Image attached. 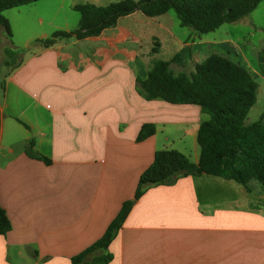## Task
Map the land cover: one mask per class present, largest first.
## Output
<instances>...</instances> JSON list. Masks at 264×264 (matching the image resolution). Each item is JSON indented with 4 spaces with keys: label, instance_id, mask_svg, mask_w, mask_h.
Returning a JSON list of instances; mask_svg holds the SVG:
<instances>
[{
    "label": "crops",
    "instance_id": "0c3cea01",
    "mask_svg": "<svg viewBox=\"0 0 264 264\" xmlns=\"http://www.w3.org/2000/svg\"><path fill=\"white\" fill-rule=\"evenodd\" d=\"M104 1L86 3H112ZM139 14L98 37L37 46L12 73L0 67V203L12 224L0 236V264H72L133 199L161 149L160 127L184 126L197 141L210 119L197 105L138 94L137 78H147L159 51L155 42L162 48L168 39L149 35L154 48L142 52L143 37L122 23ZM31 18L45 24L42 15ZM172 39L184 47L182 60L194 57L197 65L207 58L198 59L207 42L199 35ZM8 46L0 29V54ZM145 124H154L156 134L137 142ZM250 187L203 175L147 190L111 243L109 264H264V187Z\"/></svg>",
    "mask_w": 264,
    "mask_h": 264
},
{
    "label": "trees",
    "instance_id": "16d2710c",
    "mask_svg": "<svg viewBox=\"0 0 264 264\" xmlns=\"http://www.w3.org/2000/svg\"><path fill=\"white\" fill-rule=\"evenodd\" d=\"M39 1L42 0H0V28L8 38H12V30L4 13ZM262 2L264 0H119L107 6L78 4L73 7L81 17L78 29L55 31L51 37L37 39L33 45L50 48L72 37L78 40L98 37L105 30L116 27L121 18L137 11L150 18L173 11L181 27L202 36L249 16ZM4 54L5 67L11 73L22 65L16 62L17 50L5 47ZM181 55L179 52L171 60L155 62L146 79L137 78V92L147 101L160 99L170 104L197 105L210 116L198 130V163H193L178 150H157L152 164L138 180L133 199L123 203L99 240L72 257V264H109L113 260L109 251L111 243L135 203L151 188L174 185L183 177L203 175L235 181L249 192L253 182L264 185V117L250 125L245 123L257 102L258 83L249 70L220 54L208 56L191 74L176 73L172 64L178 63ZM258 57L264 74V48ZM155 134L156 126L145 124L137 142ZM28 154L46 165L52 164L49 158L30 150ZM11 230V221L0 203V236Z\"/></svg>",
    "mask_w": 264,
    "mask_h": 264
},
{
    "label": "rangeland",
    "instance_id": "374dc122",
    "mask_svg": "<svg viewBox=\"0 0 264 264\" xmlns=\"http://www.w3.org/2000/svg\"><path fill=\"white\" fill-rule=\"evenodd\" d=\"M87 1L88 0H42L34 4L6 11L4 15L10 21L12 30V38L8 39L13 44V47H8L18 51L19 57L16 62H21L23 59L28 58L30 53L37 50V46L33 45L37 39L49 38L55 31H63L61 28H66V24H69L72 28L78 29L81 17L71 5L85 4ZM114 1L117 0L104 1L105 3L103 4H109V2ZM39 15L45 17V24L42 27H38L37 23L35 24V21L31 18H36ZM122 23L132 29L138 36L143 37V45L139 48L142 52L154 48V41L148 40L149 35H155L160 40L168 38L167 41H162V48L159 47L158 42H155V46L159 51L151 55V64L157 61L171 60L179 52L183 54V45L178 41H172V35L176 36L182 43H184L187 38L191 41L192 38L196 39L198 36L192 29L181 27L173 11L154 18H148L139 14V16L124 20ZM0 29H2L3 34H6L3 28ZM200 37L203 41L207 42L204 48L205 51L198 56L199 60H203L211 54H220L241 64V66L249 70L254 77L259 85L257 102L250 110L245 123L250 125L259 121L264 117V74L258 57L259 52L264 48V2L260 3L249 16L235 23L224 24L215 32ZM28 42H30V45H27ZM9 44L10 43H7L6 45ZM128 46L129 49L132 47L130 44H128ZM0 57L3 59V63L2 61L0 62V67L8 69L5 67L4 63V49ZM128 61L132 68H137L136 70L139 76H143V73L140 72V68H138L139 62L137 59L131 58L128 59ZM195 67L196 61L194 57L191 60H182V55L178 63L172 64V69L176 73L182 71L191 74L194 72ZM160 128H163V132H159L161 149L178 150L188 156L193 163L196 161L200 155V148L195 136H190L185 133V128L181 125H166ZM166 134L170 137L169 141L163 140ZM256 185L259 187L258 189L262 191L264 186L259 183H256Z\"/></svg>",
    "mask_w": 264,
    "mask_h": 264
}]
</instances>
